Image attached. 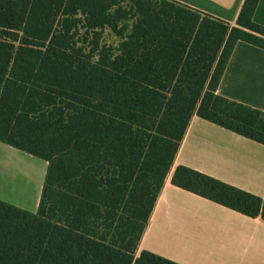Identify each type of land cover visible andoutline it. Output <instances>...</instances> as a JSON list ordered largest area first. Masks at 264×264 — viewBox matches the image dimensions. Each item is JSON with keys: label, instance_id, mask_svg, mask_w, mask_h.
<instances>
[{"label": "trees", "instance_id": "1", "mask_svg": "<svg viewBox=\"0 0 264 264\" xmlns=\"http://www.w3.org/2000/svg\"><path fill=\"white\" fill-rule=\"evenodd\" d=\"M259 2L232 26L169 0H0V142L48 163L37 213L0 200V264H177L136 253L192 118L264 145V112L218 94L239 42L264 50ZM172 184L264 222L206 174Z\"/></svg>", "mask_w": 264, "mask_h": 264}, {"label": "crops", "instance_id": "2", "mask_svg": "<svg viewBox=\"0 0 264 264\" xmlns=\"http://www.w3.org/2000/svg\"><path fill=\"white\" fill-rule=\"evenodd\" d=\"M169 1L232 26L237 24L245 3V0ZM254 20L264 26V0H260ZM218 94L264 112V50L239 42ZM27 155L0 142V200L37 213L48 163L44 161V170L28 160ZM178 166L191 168L264 200V145L194 116L141 238L136 258L142 251H148L177 264H264V222L174 186L172 177Z\"/></svg>", "mask_w": 264, "mask_h": 264}, {"label": "rangeland", "instance_id": "3", "mask_svg": "<svg viewBox=\"0 0 264 264\" xmlns=\"http://www.w3.org/2000/svg\"><path fill=\"white\" fill-rule=\"evenodd\" d=\"M106 40L112 44H115V42H116V39L110 34L106 36ZM27 156H28L27 157L28 160L35 162L37 166H41L44 170H46V165H45V162L43 160L34 158L32 156H29V155H27ZM30 198H31V196H30ZM28 209H31V208H28Z\"/></svg>", "mask_w": 264, "mask_h": 264}]
</instances>
